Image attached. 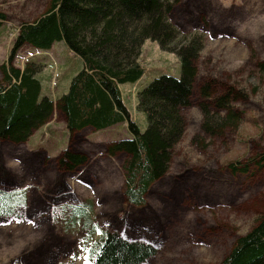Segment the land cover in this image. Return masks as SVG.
<instances>
[{
  "label": "rangeland",
  "instance_id": "obj_1",
  "mask_svg": "<svg viewBox=\"0 0 264 264\" xmlns=\"http://www.w3.org/2000/svg\"><path fill=\"white\" fill-rule=\"evenodd\" d=\"M50 1L0 0V12L8 18L0 30V68L9 59L20 25L43 16ZM170 2L171 22L181 36L205 39L198 84L211 81L219 94L233 89V106L242 120L223 137L204 135L197 85L193 105L184 112L186 132L174 150L170 171L140 209L125 197V155L107 151L111 142L131 138L125 124L70 132L56 111L27 143L0 141V192L15 195L8 196L10 201L19 200L13 212L0 214V264H92L97 243L113 232L155 246L157 255L146 264H220L264 216V168L243 175L228 167L264 153V72L258 66L264 63V0ZM55 46L37 55L26 45L17 52L15 65H42L37 76L43 93L58 100L80 58L64 42ZM140 64L146 74L123 85L122 92L144 132L147 120L137 110V93L161 75L180 78L182 70L175 54L150 40ZM66 150L84 155L86 163L73 170L61 168L58 160Z\"/></svg>",
  "mask_w": 264,
  "mask_h": 264
},
{
  "label": "trees",
  "instance_id": "obj_2",
  "mask_svg": "<svg viewBox=\"0 0 264 264\" xmlns=\"http://www.w3.org/2000/svg\"><path fill=\"white\" fill-rule=\"evenodd\" d=\"M173 8L170 0H51L43 16L20 25L9 59L0 68V141L27 143L56 111L63 114L70 132L103 131L126 124L131 138L111 142L107 151L111 156L125 155L127 203L137 209L145 207L152 187L170 171L174 150L186 132L184 112L193 105L197 85H201L198 98L204 135L223 137L224 131L234 130L243 118L233 106L237 101L233 89L219 94L213 92L211 81L198 84L205 39L200 35L182 37L171 22ZM7 21L0 12V30ZM148 40L163 52L175 54L182 73L180 78L161 75L137 93V110L147 120L142 132L132 119L121 86L137 83L146 74L140 59ZM61 42L80 60L69 88L55 101L43 93L37 76L42 65L30 61L19 68L15 60L26 45L48 53ZM258 66L263 73L264 63ZM86 161L84 155L70 150L58 160L66 170ZM228 167L243 175L253 168L263 169L264 153ZM8 196L15 197L0 192V214L11 213L17 206L19 200L10 201ZM75 214L83 218L84 213ZM156 255L150 243L129 240L119 232L105 233L93 251L92 264H146ZM220 264H264V216L235 242Z\"/></svg>",
  "mask_w": 264,
  "mask_h": 264
},
{
  "label": "crops",
  "instance_id": "obj_3",
  "mask_svg": "<svg viewBox=\"0 0 264 264\" xmlns=\"http://www.w3.org/2000/svg\"><path fill=\"white\" fill-rule=\"evenodd\" d=\"M54 47H56V46H54ZM54 47H53V49H54ZM53 49H52V50H53ZM75 57H76V56H75ZM76 59H77V58H76ZM69 80H70V79H69ZM122 86H123V85H122ZM122 86H121V91H122ZM119 125H120V124H119ZM116 126H118V125H116ZM114 127H115V126H114ZM112 128H113V127H112Z\"/></svg>",
  "mask_w": 264,
  "mask_h": 264
}]
</instances>
